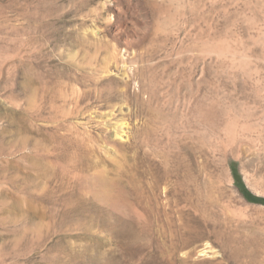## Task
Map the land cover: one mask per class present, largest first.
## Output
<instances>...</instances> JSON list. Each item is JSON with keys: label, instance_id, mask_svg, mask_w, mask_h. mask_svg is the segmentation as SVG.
I'll return each mask as SVG.
<instances>
[{"label": "rangeland", "instance_id": "1", "mask_svg": "<svg viewBox=\"0 0 264 264\" xmlns=\"http://www.w3.org/2000/svg\"><path fill=\"white\" fill-rule=\"evenodd\" d=\"M146 2L0 0V264H264V205L240 187L264 198V0H180L161 19ZM125 31L137 51L157 37L155 89L110 83L114 57L80 42L119 54ZM216 100L226 151L189 112Z\"/></svg>", "mask_w": 264, "mask_h": 264}, {"label": "bare ground", "instance_id": "2", "mask_svg": "<svg viewBox=\"0 0 264 264\" xmlns=\"http://www.w3.org/2000/svg\"><path fill=\"white\" fill-rule=\"evenodd\" d=\"M150 7H152L154 9V11L158 12L156 14V17H159L161 19V14L162 15H168L171 11L173 6H175V4L179 3L180 0H147ZM154 14V13H153ZM169 16V15H168ZM170 17V16H169ZM135 23V22H134ZM147 28L146 24L145 26H143L140 29H145ZM123 29H121L122 31ZM161 30V29H160ZM120 31V30H119ZM118 32V31H117ZM123 32V31H122ZM142 32V31H141ZM156 32V31H155ZM205 33H207L205 31ZM210 33V34H209ZM141 34V33H139ZM157 34V33H156ZM203 34V33H202ZM209 35H207L206 37L203 38H207V40L204 42L200 40V43L198 42V44H196L194 47L197 48V50L199 49V52L202 54L205 53V50H210V51H214V49H216V47H218V43L216 41H214V36L211 35V32H208ZM117 35V34H116ZM81 36V35H80ZM86 36V35H85ZM83 37L80 39V42L82 43V45L85 47L84 49L88 48H93L95 50V52H97L98 54L102 53V49L106 54V59L103 61L108 63V59L109 57L113 56L115 59V62H117L119 64V70L118 72L123 76V78L121 79H117L119 77H110L108 78V81L110 83H122L125 84L127 87H129L132 77L134 75H141L143 81L145 79H147L148 83L150 84V88L155 89L156 88V84L158 81V74L156 72V68L154 67V65L150 64V62L153 59V53L156 50L155 46L159 45V41H157V37H154V34H149V35H145L144 37H146L149 41L148 44H145V49H139L138 51L136 50L137 46H139L141 44V37L136 35V34H130L128 32H124V35H121L118 39H119V43L121 46V51L119 52V54L117 53L119 48H117L116 46H114V50L115 53L114 55H111V51L109 52L108 49V45L104 44V45H98V44H92L91 40L89 39V41L87 40L86 37ZM205 36V35H203ZM202 38V37H201ZM202 38V39H203ZM79 39V38H78ZM97 47H96V46ZM83 49V48H82ZM86 51H89L87 50ZM158 51V49H157ZM156 51V52H157ZM94 52V51H93ZM81 54V53H80ZM93 54V53H92ZM155 54V53H154ZM128 55L129 57L133 56V57H137V59H140L141 61L145 62L146 60L148 61V65L146 66H139L135 68L133 67H129L128 69V61H126L127 58H125V56ZM95 56V55H94ZM98 56V55H97ZM97 56H95V58H98ZM72 57V56H71ZM89 60V59H88ZM91 60H94V57L91 58ZM101 60V59H100ZM85 61V60H84ZM83 61V62H84ZM93 62V61H92ZM84 64V63H82ZM117 64V65H118ZM116 65V66H117ZM107 66V65H106ZM105 70V67L102 66ZM102 68V69H103ZM165 68V67H164ZM131 71H134L133 73ZM86 73V72H85ZM85 73H80V75H82V77H86ZM95 73V72H94ZM84 74V75H83ZM109 74V73H107ZM111 75H115V74H111ZM64 77V75H63ZM68 77V76H67ZM83 77V78H84ZM103 77V76H102ZM106 77V76H105ZM78 77H73V79H77ZM91 78V77H90ZM92 79V78H91ZM97 80V79H96ZM99 80V79H98ZM103 80V79H102ZM101 80V81H102ZM76 81V80H75ZM100 81V83H101ZM104 84V83H103ZM109 84V83H108ZM105 85V84H104ZM28 86V87H27ZM62 86V84H61ZM125 86V87H126ZM27 89H29L31 87V85H29L28 83L26 84ZM63 87V86H62ZM126 87V88H127ZM26 89V90H27ZM105 89V88H103ZM173 89V88H171ZM30 90V89H29ZM38 90V88H37ZM173 90H176L175 88ZM187 90V89H186ZM31 91V90H30ZM59 91V90H58ZM73 91V90H72ZM178 90L174 91L177 92ZM75 92V91H74ZM83 92V91H82ZM188 92V91H187ZM32 93V92H31ZM39 93V92H38ZM70 93V92H69ZM128 93V92H127ZM173 93V92H172ZM77 94V93H76ZM126 94V93H125ZM129 94V93H128ZM155 94V92H153L152 94H150L151 96ZM159 94V93H158ZM176 94V93H175ZM174 94V95H175ZM188 94V93H187ZM189 94L193 95L194 93L192 91L189 92ZM157 95V94H155ZM173 95V97H174ZM71 96V94H70ZM140 94L136 93L135 97L137 99H139ZM215 97V96H214ZM63 98V97H62ZM79 98V97H78ZM79 101V100H78ZM152 107V106H151ZM34 108V107H33ZM164 108V107H163ZM150 109V108H149ZM172 109V108H171ZM168 111V109H167ZM155 112V116H161V111L160 110H154ZM191 115H196L198 117L201 118V121L204 125H208L213 131H214V140H217L215 143L221 146V149L226 151L230 148H232L236 142V136H235V132H234V124L232 121V118L230 117V112L228 110H225L219 100H216L214 102H211V104H209L208 106L202 104L199 106L194 107L192 110H189ZM176 114L177 112H173V114ZM169 114V112H168ZM176 116V115H175ZM175 116H171L172 119H169V123L170 125H173L175 123ZM170 117V116H168ZM197 117V118H198ZM209 119V120H208ZM32 123V122H31ZM188 125L190 126V124L188 123ZM157 130V129H156ZM149 137H154L155 133H157L155 130L150 131L149 130ZM213 134V133H212ZM211 135V134H210ZM150 138V139H151ZM172 140V139H171ZM153 141V140H152ZM157 141V140H156ZM169 142V141H168ZM176 143V142H175ZM215 146V145H214ZM217 146V145H216ZM171 148V147H170ZM190 148L187 146H184L181 148L180 150V161H185L187 158V156H189V152H190ZM169 158V157H168ZM99 159V158H98Z\"/></svg>", "mask_w": 264, "mask_h": 264}, {"label": "trees", "instance_id": "3", "mask_svg": "<svg viewBox=\"0 0 264 264\" xmlns=\"http://www.w3.org/2000/svg\"><path fill=\"white\" fill-rule=\"evenodd\" d=\"M243 194L252 202L258 203V204H263L264 205V198L261 197H256L254 196L246 187L244 183L240 185Z\"/></svg>", "mask_w": 264, "mask_h": 264}]
</instances>
